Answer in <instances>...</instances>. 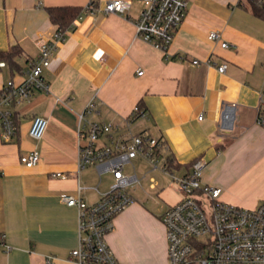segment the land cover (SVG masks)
Masks as SVG:
<instances>
[{
  "label": "crops",
  "instance_id": "1",
  "mask_svg": "<svg viewBox=\"0 0 264 264\" xmlns=\"http://www.w3.org/2000/svg\"><path fill=\"white\" fill-rule=\"evenodd\" d=\"M91 1L0 0V56L15 49L21 67H0V90L9 80L26 79L29 62L39 55L36 41L56 32L48 8H85ZM93 1L103 9L108 0ZM128 1L124 15L98 11L77 21L44 70L50 91L17 106L19 132L11 142L0 133V264H47L50 257L55 264H77L71 252L79 243L78 211L62 196L78 197L81 187L80 196L95 204L115 182L109 171L78 168L80 115L90 101L99 114L89 120L120 124L118 140L140 133L162 139L161 160L172 156L176 177L203 160L202 183L220 187L221 200L247 209L264 202V187H256L257 176H264V126L257 124L264 100V19L245 0H185L187 16L165 54L137 36L144 3ZM213 31L232 46L210 40ZM208 60L227 63L226 72ZM141 101L147 115L135 118ZM35 116L48 119L40 141L29 135ZM34 149L40 162L28 168L20 157ZM124 174L136 177L127 187L134 202L115 217L107 242L118 264H169L161 217L182 193L165 185L162 176L170 174L141 157Z\"/></svg>",
  "mask_w": 264,
  "mask_h": 264
},
{
  "label": "built area",
  "instance_id": "2",
  "mask_svg": "<svg viewBox=\"0 0 264 264\" xmlns=\"http://www.w3.org/2000/svg\"><path fill=\"white\" fill-rule=\"evenodd\" d=\"M144 7L136 20L137 36L144 42L168 53L179 27L183 24L188 5L185 0H141ZM131 7L128 0H108L103 9L95 1L85 7V13L74 21L67 31L56 30L49 38L36 41L39 55L29 62L26 79L21 83L9 80L0 90V133L4 142H11L19 132L16 122L18 105L30 100L36 93H48L50 83L44 70L50 68L59 48L67 41L68 33L85 15L103 11L105 14H126ZM210 40L220 42L222 48L232 45L222 41L221 33L213 31ZM193 63L198 64V60ZM219 73H225L228 64H215ZM4 61L0 67H5ZM139 75L143 71L138 72ZM257 115V124L264 126V100ZM96 103L90 101L80 115L78 168L95 166L113 174L114 184L102 194L95 204H88L81 196L63 195L62 200L78 211V246L71 252L77 264H118L107 242L114 229V219L125 211L134 198L127 187L136 181L135 176L124 174V168L137 157L147 160L154 169L172 175L182 193L181 200L166 210L161 219L166 228L169 264H264V202L247 209L221 200L222 189L202 183L205 161L193 163L189 173L176 177L162 153L166 146L149 134H135L129 140H118L114 132L120 124L89 120L98 115ZM146 112L136 107L133 117H146ZM203 119V115L198 117ZM48 119L35 116L29 135L33 140L43 139ZM161 153V154H160ZM20 161L28 168L40 162V151L23 154ZM58 177L66 175L58 173ZM47 264H55L50 258Z\"/></svg>",
  "mask_w": 264,
  "mask_h": 264
},
{
  "label": "trees",
  "instance_id": "3",
  "mask_svg": "<svg viewBox=\"0 0 264 264\" xmlns=\"http://www.w3.org/2000/svg\"><path fill=\"white\" fill-rule=\"evenodd\" d=\"M245 1L250 6V8L252 9L253 13L256 16L264 19V0H245ZM47 13L50 18V21L55 26H57V30L67 31L71 28L74 21L85 13V8L75 7V6L50 7L47 9ZM16 53L17 51L14 49L12 52L2 53L0 56V62L4 61L6 63V66H8L12 70V72L21 70L20 65L15 60ZM138 107L142 111L146 112L145 105L142 101L138 104ZM16 122L19 125L18 118H16ZM144 134L145 133H140V135H144ZM159 140L162 141L165 145V142L162 139ZM166 162L170 165V168L177 167V165L174 163L172 156H168L166 158Z\"/></svg>",
  "mask_w": 264,
  "mask_h": 264
},
{
  "label": "rangeland",
  "instance_id": "4",
  "mask_svg": "<svg viewBox=\"0 0 264 264\" xmlns=\"http://www.w3.org/2000/svg\"><path fill=\"white\" fill-rule=\"evenodd\" d=\"M157 173H159V172H153V174L154 175H156ZM175 173V172H174ZM176 174V173H175ZM262 173H260V175L259 176H257L258 178H261L262 180L259 182V183H257V188H258V190H261V188H263L264 187V176H262L261 175ZM263 175H264V173H263ZM178 176V175H177ZM162 180L164 181V183H165V185H169V184H174V185H176V183H175V179H174V177L171 175V177H167V176H162ZM150 181V179H149V177L146 179V182L148 183Z\"/></svg>",
  "mask_w": 264,
  "mask_h": 264
}]
</instances>
